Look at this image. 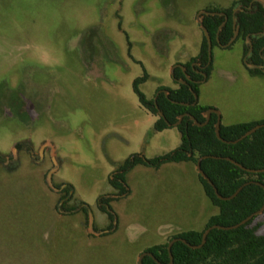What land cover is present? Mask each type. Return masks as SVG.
Returning a JSON list of instances; mask_svg holds the SVG:
<instances>
[{"label": "rangeland", "instance_id": "374dc122", "mask_svg": "<svg viewBox=\"0 0 264 264\" xmlns=\"http://www.w3.org/2000/svg\"><path fill=\"white\" fill-rule=\"evenodd\" d=\"M238 1L0 0V264H138L204 229L219 209L192 161L136 164L122 195L110 180L126 159L180 144L176 126L153 128L134 79L147 75L149 100L176 88L174 68L200 51L197 15ZM244 49L241 38L212 45L197 86L225 125L264 120V72L247 71ZM251 224L264 233V210Z\"/></svg>", "mask_w": 264, "mask_h": 264}, {"label": "trees", "instance_id": "16d2710c", "mask_svg": "<svg viewBox=\"0 0 264 264\" xmlns=\"http://www.w3.org/2000/svg\"><path fill=\"white\" fill-rule=\"evenodd\" d=\"M238 2L244 6L251 5L252 9H241L235 14V20L230 16L231 7L221 9L228 15L221 29L219 25L224 20L222 16L202 15V22L210 35L211 44L229 47L232 43L228 45V42L237 28L238 34L235 40L241 38L245 43L243 56H246L251 46L246 59L256 64H264V34L261 35L264 31V6L256 0H239ZM209 10L219 11L220 9ZM247 37L249 41H246ZM193 62L198 64L192 65ZM207 62V41L203 34L198 56L190 59L184 65V70L175 67L172 72L175 79H185L186 75L189 78L186 83H179L174 89L167 88V95L160 91L155 96V100H149L138 88L139 83L146 80L147 75L144 73L134 79L133 90L137 94L139 103L156 116L153 125L155 130L160 131L173 126L178 116L184 115L176 125L180 133V144L173 151L150 159L140 156L126 159L119 166L116 178H112L110 183L118 189V194L122 195L127 191L123 185L125 173L136 164H145L154 168L166 162L192 161L195 164L203 155L208 156L200 161V167L222 196H230L240 185L249 183L243 186L233 198L222 200L216 196L208 181L197 173L205 195L213 205L218 207L219 211L208 219L201 231H182L170 237L165 243L148 247L146 251L151 252L160 263H169L167 245L172 238L181 237L189 244L197 245L201 242L202 234L207 227L214 224L234 225L258 210L264 201V189L256 183L264 184V172H249L226 159L228 157L245 168H264V125L235 143L225 142L239 138L254 125L264 123V120L227 125L220 123L219 133L225 140L222 141L215 134L214 125L217 118L215 113H211L208 122L203 126L195 125L189 117V115L194 116L198 122L205 120L203 112L207 107L198 105L194 95L197 93V80L203 79V74L199 70L202 69L206 78L209 76L211 60ZM247 70L253 75L263 73L258 68H247ZM159 111L162 115H159ZM111 198L109 196L100 198L99 206L102 210L106 211L103 204H107ZM108 217L112 219V214L108 213ZM252 220L253 217L236 228H212L199 248H191L181 241H175L170 248L172 264H264V233H258L260 224H251ZM142 264L158 263L146 255L142 258Z\"/></svg>", "mask_w": 264, "mask_h": 264}, {"label": "water", "instance_id": "95a60500", "mask_svg": "<svg viewBox=\"0 0 264 264\" xmlns=\"http://www.w3.org/2000/svg\"><path fill=\"white\" fill-rule=\"evenodd\" d=\"M258 2H260L262 4V6H264V1L263 0H256ZM203 14H210V15H214V14H220V12H216V11H208V10H204V11H201L198 15H197V21L202 29V32L206 38V41H207V54H208V62H210L211 60V38H210V35L206 29V27L204 26L203 22H202V15ZM237 28L234 30V33H233V36L231 37L230 41L228 42V44H230L235 38H236V35H237ZM264 34V31L261 33V35ZM246 41H249L248 37H247V40ZM251 51V46L249 47V50L246 54V56L250 53ZM245 56V58H246ZM251 65V64H249ZM182 69H183V66H180ZM181 82H184L183 80H180ZM163 92L165 94H167V90H163ZM195 96V99H197L196 95ZM154 100H155V97H154ZM159 115H162V112L159 111L158 112ZM211 113H215L217 115V118H216V122H215V134H216V137L222 141H225L223 138H221L220 136V133H219V128H220V123H221V116H220V113L218 110L214 109V108H207L204 112H203V115L205 117V120L203 122H198V120L192 116V115H189L190 119L193 121V123L197 126H203L205 125L209 118H210V115ZM183 115H179L178 116V120L173 123V126H176L180 120L182 119ZM264 123L262 124H256L254 125L252 128H250L248 131H246L244 134H242L239 138L235 139V140H232V141H225V142H228V143H235L237 142L238 140L244 138L245 136L251 134L252 132H254L256 129H258L259 127L263 126ZM208 155H203L201 157H199L195 163V168H196V171L198 174H200L205 180L208 181V183L212 186L213 190H214V193L216 194V196L219 198V199H222V200H228V199H231L233 198L240 190L243 186H245L246 184H248L249 182H245L243 183L242 185H240L233 194H231L230 196H222L216 189V187L212 184V182L209 180V178L206 176V174L203 172V170L201 169L200 167V161L203 159V158H206ZM227 160H230L231 162H233L234 164L238 165L239 167H241L242 169H245L249 172H254V173H259V172H264V168H258V169H250V168H245L244 166H242L241 164L235 162L234 160L226 157ZM53 170V169H52ZM50 175H51V171L48 173V180H50ZM258 185H260L263 189H264V184L260 183V182H256ZM264 210V201L261 205V207L254 211L253 213L249 214L247 217H245L244 219H242L240 222L234 224V225H231V226H222V225H217V224H214V225H211L209 227H207L203 234H202V238H201V242L197 245H192V244H189L188 242H186L185 239L181 238V237H175V238H172L169 242H168V245H167V250H168V253H169V263H160L159 261L156 260L155 256L149 252V251H144L143 253H141V255L138 257V264H142V258L144 256H150L151 258H153L158 264H172V254H171V251H170V248H171V245L175 242V241H181L183 243H185L186 245H188L189 247L191 248H199L202 246V244L205 242L206 240V235L208 234V232L212 229V228H218V229H231V228H236L238 227L239 225L241 224H244L246 223L248 220H250L252 217H254L255 215H258V214H261Z\"/></svg>", "mask_w": 264, "mask_h": 264}, {"label": "flooded vegetation", "instance_id": "af4514ba", "mask_svg": "<svg viewBox=\"0 0 264 264\" xmlns=\"http://www.w3.org/2000/svg\"><path fill=\"white\" fill-rule=\"evenodd\" d=\"M252 9V6L251 5H248V6H244V5H242V4H239V6H235V7H231V17L235 20V14L238 12V11H240L241 9ZM208 11H212V10H208ZM216 12H220V14H214V15H219V16H222L223 17V21L220 23V25H219V29H221V27L223 26V24L226 22V20L228 19V15L225 13V11H223V10H219V11H216ZM235 26V23L233 22V27ZM237 34H238V31H237ZM236 37H237V35H236ZM236 39V38H235ZM235 39L231 42V43H233L234 41H235ZM218 41V40H217ZM219 43V42H218ZM230 43V44H231ZM230 44H228V45H230ZM218 45H220V44H218ZM220 46H222V45H220ZM225 47V46H224ZM243 61H244V63H245V67H246V69L247 68H258V69H260L262 72H264V64H256V63H254V62H251V61H248L244 56H243ZM194 64H198L197 62H193L192 63V65H194ZM249 64H251V65H249ZM181 68V67H180ZM182 69V68H181ZM182 70H184V66H183V69ZM202 69H200L199 70V72L200 73H202L203 74V79H201V80H197V82L199 83V82H201V81H203V80H206L207 78V76L203 73V71H201ZM248 71V70H247ZM249 72V71H248ZM251 75H253V74H251ZM175 79V78H174ZM189 78L185 75V79L184 78H177V79H175V82L177 83V86H178V84L179 83H186V81L188 80ZM180 80H183L184 82H181ZM163 90H166V89H161L160 91H162L163 92ZM159 91V92H160ZM158 92V93H159ZM157 93V94H158ZM167 93H168V91H167ZM156 94V95H157ZM165 94V93H164ZM167 95V94H166ZM184 116V115H183ZM63 188V187H62ZM72 210H74L73 208H71L69 211H72ZM65 213H69L68 211H66ZM175 238V237H174Z\"/></svg>", "mask_w": 264, "mask_h": 264}]
</instances>
